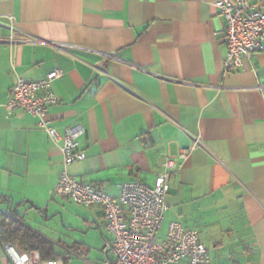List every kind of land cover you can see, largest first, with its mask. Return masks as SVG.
<instances>
[{
	"label": "crops",
	"instance_id": "0c3cea01",
	"mask_svg": "<svg viewBox=\"0 0 264 264\" xmlns=\"http://www.w3.org/2000/svg\"><path fill=\"white\" fill-rule=\"evenodd\" d=\"M250 1L264 10V0ZM215 2L0 0V214L16 212L65 264L87 251L71 226H52L61 209L52 192L64 169L59 146L37 117L5 109L19 78L60 68V102L48 118L60 133L86 129L87 157L69 165L71 175L113 195L125 181L153 186L163 162L199 138L177 160L163 233L179 221L200 232L212 264H264V52L225 73ZM86 214L105 230L101 207ZM105 233L101 264L112 258ZM32 253L40 256L20 254ZM0 264H13L1 243Z\"/></svg>",
	"mask_w": 264,
	"mask_h": 264
},
{
	"label": "built area",
	"instance_id": "2783aa9c",
	"mask_svg": "<svg viewBox=\"0 0 264 264\" xmlns=\"http://www.w3.org/2000/svg\"><path fill=\"white\" fill-rule=\"evenodd\" d=\"M225 26L214 35L227 46L225 73L240 71L245 62L264 52V10L250 0H216ZM64 75L60 68L53 69L37 80L19 78L10 89L5 105L8 115L22 109L39 120L51 141L59 146L64 169L52 192L68 197L74 203L99 206L105 217V230L111 239L106 251L112 258L108 264H212L211 250L203 242L197 229H188L179 221H171L166 233L163 224L170 209L167 194L171 178L178 173V159H186L200 145L183 148L168 157L162 165L153 186L141 181L118 184V195L110 194L91 183L81 181L68 171L69 165L85 160L80 138L86 129L82 124L67 127L60 133L48 118L49 108L60 102L53 83ZM13 264H65L61 258L42 260L36 254L24 257L15 244L3 243Z\"/></svg>",
	"mask_w": 264,
	"mask_h": 264
},
{
	"label": "rangeland",
	"instance_id": "374dc122",
	"mask_svg": "<svg viewBox=\"0 0 264 264\" xmlns=\"http://www.w3.org/2000/svg\"><path fill=\"white\" fill-rule=\"evenodd\" d=\"M55 194L58 195L61 200V209L59 213H52L54 214L52 226L59 227L64 224L71 226L73 228V235L86 243L85 247L87 251L83 256L74 258L71 264H82L84 260L87 261L88 264H101L106 258L103 254V247L108 238L105 230L96 227L91 221L88 223L85 222V218L89 216L86 214L87 207L78 205L69 199H65V196L57 193ZM16 247L21 253L23 249L17 245Z\"/></svg>",
	"mask_w": 264,
	"mask_h": 264
},
{
	"label": "trees",
	"instance_id": "16d2710c",
	"mask_svg": "<svg viewBox=\"0 0 264 264\" xmlns=\"http://www.w3.org/2000/svg\"><path fill=\"white\" fill-rule=\"evenodd\" d=\"M0 240L11 242L27 251H37L42 260H52L61 255L56 252L54 244L24 223L16 212L0 214Z\"/></svg>",
	"mask_w": 264,
	"mask_h": 264
},
{
	"label": "water",
	"instance_id": "95a60500",
	"mask_svg": "<svg viewBox=\"0 0 264 264\" xmlns=\"http://www.w3.org/2000/svg\"><path fill=\"white\" fill-rule=\"evenodd\" d=\"M0 243L3 244L1 240H0Z\"/></svg>",
	"mask_w": 264,
	"mask_h": 264
}]
</instances>
